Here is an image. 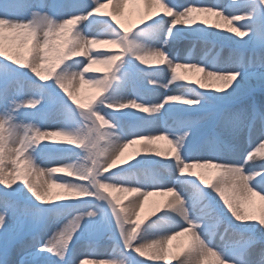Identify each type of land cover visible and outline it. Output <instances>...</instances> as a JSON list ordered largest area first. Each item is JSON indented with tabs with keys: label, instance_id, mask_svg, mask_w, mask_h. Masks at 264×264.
Instances as JSON below:
<instances>
[{
	"label": "snow or ice",
	"instance_id": "1",
	"mask_svg": "<svg viewBox=\"0 0 264 264\" xmlns=\"http://www.w3.org/2000/svg\"><path fill=\"white\" fill-rule=\"evenodd\" d=\"M129 4L143 13L125 26ZM179 42H219L228 58L185 56ZM255 154L264 0H0V264H84L101 241L106 264H264V207L245 208L264 201ZM153 195L170 198L142 216Z\"/></svg>",
	"mask_w": 264,
	"mask_h": 264
},
{
	"label": "bare ground",
	"instance_id": "2",
	"mask_svg": "<svg viewBox=\"0 0 264 264\" xmlns=\"http://www.w3.org/2000/svg\"><path fill=\"white\" fill-rule=\"evenodd\" d=\"M179 2H183V0H179ZM219 2H220V0H219ZM233 3H234V0H227V1L223 2V4H225L226 6L231 5ZM126 7H127V9H129V11L131 13H133V12L137 13V15H139V16H141L142 13H143V5L129 4ZM194 15H196L200 20H207L209 27H213L214 28V25L216 23H220L223 26L222 29H220V30H223V31L226 32V27L227 26L225 25V23L222 20V18L216 17L215 15H213L211 13H195ZM183 46H184L183 42H179L175 46V50L181 51L182 54L185 55V56H194L197 59H201L202 55H200V57H197V54L200 52V50L197 47L192 49L194 51L193 53H190L191 51L190 50H184ZM108 50H112V48H110ZM223 51L220 53L221 56H219L217 58H214L211 61H209V60L208 61L210 63H215V62H217L219 60L227 59L228 58V54L224 53ZM204 59H206V58H204ZM184 62H186V61H184ZM192 62H195V61L193 60ZM93 67L102 69L103 66L102 65H94ZM178 74L187 77L188 80H196L199 77V75H200L199 73H195L194 71L187 70V69H178ZM169 75H170V71L167 68H165V71L162 73V76L163 77H167ZM183 90L184 89L174 90L171 94H180V92H182ZM91 91L92 90L87 88V86H84V88L82 89L81 92L90 93ZM149 94H148V97L150 99L154 98L155 94H153V93H149ZM56 139L57 140H62L63 138L62 137H57ZM140 143H142V142H138L136 145L129 146V148L125 149L124 153L121 156V159L122 160H127V159L131 158L134 155V152L139 149ZM153 143L156 145L158 150H160L162 152L167 150L168 147H169V145L167 144V141H164V140L154 141ZM253 147L254 148H259L260 146H259V144H255ZM253 159H254L255 162L259 163L261 160H264V155L255 154ZM48 166L51 167L53 165L49 164ZM194 170L195 171H200V169H194ZM40 179H41V182L43 183V181L47 180L48 177H47V175H45V177L41 176ZM53 188H55V187H53ZM186 190L190 191V188H186ZM131 197H132V194H131V196L129 198H131ZM168 198H170V195L169 196H164V195H153V196H150L148 198V200L146 201V203H145L144 209H142L143 212H144V215L149 212V210L151 209V207L153 205H155L157 203L164 202ZM127 203H128V200L126 201V205H127ZM261 207H264V201H261L259 199V197H251L250 201H245V208L249 212H252V213L256 214L257 216L260 213ZM187 241H188V234H185L184 236L177 237L174 241L171 242L170 246L175 251L177 245H184V244L187 243ZM103 250H105V246L99 248V253L100 252L103 253ZM109 251H110V249H109ZM96 258H97V255L83 258L84 259V264H87L90 261H97ZM104 259L106 260V257ZM169 259H171V257ZM97 264H106V261L105 262H101V263H97ZM205 264H216L215 258L208 257L207 260L205 261Z\"/></svg>",
	"mask_w": 264,
	"mask_h": 264
},
{
	"label": "rangeland",
	"instance_id": "3",
	"mask_svg": "<svg viewBox=\"0 0 264 264\" xmlns=\"http://www.w3.org/2000/svg\"><path fill=\"white\" fill-rule=\"evenodd\" d=\"M225 1H227V0H220V2L221 3H223V2H225ZM102 2H103V0H102ZM110 9V6H109V8L108 9H104V11H107V10H109ZM139 18H140V16L139 15H137V13H131L130 11H129V9H127V7H125V10H124V16L123 17H121V19H122V21L124 22V24H125V26H129L130 24L131 25H135L136 23H138V21H139ZM138 19V20H137ZM99 48H101L102 50H108V49H110V48H112V46H110V45H101V46H98ZM199 50H200V52L197 54V57H200V55H202L201 56V58L203 57V58H206L207 60H209V61H211L212 59H214V58H217V57H219V56H221L220 55V53L223 51L224 53H227L228 54V51H227V47L226 46H223V45H220L219 44V42L217 43V47L215 48V49H213L212 48V45L211 44H209V45H207V46H204V45H200V46H198L197 47ZM183 49L184 50H188V49H186L185 48V45L183 46ZM112 51H115L113 48H112ZM191 52L190 53H193L194 51L191 49L190 50ZM193 55V54H192ZM195 86V85H194ZM143 90V89H142ZM183 91H185V90H183ZM182 91V92H183ZM85 94V95H84ZM89 93H84V92H81V96H80V98H81V100H82V102H86V98H87V95H88ZM150 95V94H149ZM149 98V97H148ZM56 139V138H55ZM104 146V142L102 141L101 142V147H103ZM8 162V160H6V163ZM69 163H71V161H69ZM41 166L42 167H44V165L43 164H41ZM194 170V169H193ZM140 175H143V176H151L152 174H153V169L150 167V166H146L143 170H142V172L141 173H139ZM55 175H57V174H54V176ZM64 175H66V174H64ZM45 177V176H44ZM40 182H41V179H40ZM42 183V182H41ZM190 188V187H189ZM52 191L53 192H56V191H60V189H57V188H52ZM124 195V200H123V203L126 205V201L128 200V198L131 196V194H123ZM142 216H144V212H143V210H142ZM217 227H218V229H219V231H223V228L222 227H220L219 225H217ZM105 246V242H103V241H101L100 242V246H99V248L100 247H104ZM104 251L105 250H103V253H104ZM103 253L102 252H100V254H98L97 255V261H90L89 263H87V264H97V263H101V262H105L106 260L104 259L105 257H104V255H103Z\"/></svg>",
	"mask_w": 264,
	"mask_h": 264
}]
</instances>
